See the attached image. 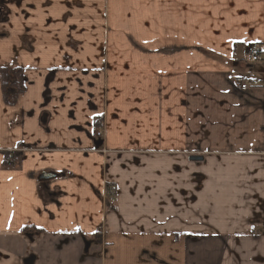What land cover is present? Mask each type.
<instances>
[{"label": "crops", "instance_id": "crops-1", "mask_svg": "<svg viewBox=\"0 0 264 264\" xmlns=\"http://www.w3.org/2000/svg\"><path fill=\"white\" fill-rule=\"evenodd\" d=\"M0 4V264H264V0Z\"/></svg>", "mask_w": 264, "mask_h": 264}, {"label": "trees", "instance_id": "trees-1", "mask_svg": "<svg viewBox=\"0 0 264 264\" xmlns=\"http://www.w3.org/2000/svg\"><path fill=\"white\" fill-rule=\"evenodd\" d=\"M0 86L4 103L13 106L24 91L23 69L19 67H0ZM6 165V159L5 163Z\"/></svg>", "mask_w": 264, "mask_h": 264}, {"label": "built area", "instance_id": "built-area-1", "mask_svg": "<svg viewBox=\"0 0 264 264\" xmlns=\"http://www.w3.org/2000/svg\"><path fill=\"white\" fill-rule=\"evenodd\" d=\"M245 61L248 63H260L262 62V54L260 51V47L258 45H252L246 55ZM233 84L238 87L240 92H246L249 87L251 86V83H249L246 80V77L243 75H238L236 77L233 78ZM100 132L97 133V136H100ZM25 152V149H20L18 151H16V154H21ZM7 162H8V166H11L13 164V160L12 157L7 158ZM251 231H255L256 227L252 226L250 228Z\"/></svg>", "mask_w": 264, "mask_h": 264}, {"label": "water", "instance_id": "water-1", "mask_svg": "<svg viewBox=\"0 0 264 264\" xmlns=\"http://www.w3.org/2000/svg\"><path fill=\"white\" fill-rule=\"evenodd\" d=\"M1 5V4H0ZM1 9H2V7H0V15H1ZM191 161H193V162H200V161H202L203 160V158L201 157V156H191L190 158H189ZM56 177H58V176H56V175H54V174H52V175H47V176H45V177H41L40 179H39V181L40 182H48V180H52L53 178H56ZM85 243V251H87L88 250V243H86V242H84Z\"/></svg>", "mask_w": 264, "mask_h": 264}, {"label": "rangeland", "instance_id": "rangeland-1", "mask_svg": "<svg viewBox=\"0 0 264 264\" xmlns=\"http://www.w3.org/2000/svg\"><path fill=\"white\" fill-rule=\"evenodd\" d=\"M7 164H8V162H7Z\"/></svg>", "mask_w": 264, "mask_h": 264}]
</instances>
